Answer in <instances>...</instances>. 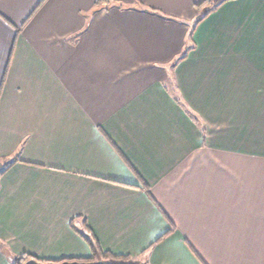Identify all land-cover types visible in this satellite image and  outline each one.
<instances>
[{
  "label": "crops",
  "instance_id": "0c3cea01",
  "mask_svg": "<svg viewBox=\"0 0 264 264\" xmlns=\"http://www.w3.org/2000/svg\"><path fill=\"white\" fill-rule=\"evenodd\" d=\"M220 1L0 0V264H264V0Z\"/></svg>",
  "mask_w": 264,
  "mask_h": 264
},
{
  "label": "trees",
  "instance_id": "16d2710c",
  "mask_svg": "<svg viewBox=\"0 0 264 264\" xmlns=\"http://www.w3.org/2000/svg\"><path fill=\"white\" fill-rule=\"evenodd\" d=\"M227 0H222L220 2L216 3V6L221 5L223 2H225ZM109 2V0H99V3H106ZM189 49V48H188ZM3 171H0V175L2 174ZM97 246V244H96ZM98 247V246H97ZM96 249V255H95V259L99 260H103L104 262H106L107 264H119V263H123L124 261H127L128 258L126 257H119V256H114L110 253H103V252H99V250L97 248ZM32 259V256H21V257H17L14 259V264H24L27 260ZM41 262H47V261H41Z\"/></svg>",
  "mask_w": 264,
  "mask_h": 264
},
{
  "label": "water",
  "instance_id": "95a60500",
  "mask_svg": "<svg viewBox=\"0 0 264 264\" xmlns=\"http://www.w3.org/2000/svg\"><path fill=\"white\" fill-rule=\"evenodd\" d=\"M24 264H107L106 262H104L103 260H99L96 262H78V261H74V262H69V261H65V262H41L40 260L36 259V258H32L30 260H27Z\"/></svg>",
  "mask_w": 264,
  "mask_h": 264
}]
</instances>
